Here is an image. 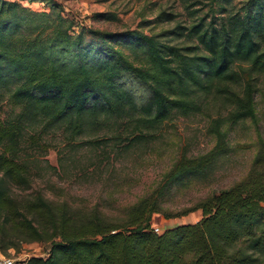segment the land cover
I'll return each mask as SVG.
<instances>
[{"label": "trees", "instance_id": "1", "mask_svg": "<svg viewBox=\"0 0 264 264\" xmlns=\"http://www.w3.org/2000/svg\"><path fill=\"white\" fill-rule=\"evenodd\" d=\"M29 1L45 2L49 10L0 0V96L21 106L19 113L0 119V252L17 254L25 244H49L45 255H31L22 264L264 260L260 132L252 167L243 178L180 211L164 206L176 190L211 179L232 150L227 124L250 120L258 127V93L264 103V0H212L217 19L198 17L162 34L138 29L102 32L98 48L85 43L76 22L55 0ZM158 18L172 20L166 12ZM115 42L130 46L139 62ZM125 74L148 85L151 94L145 103L119 86ZM211 96L229 107L226 115L209 117L213 147L197 156L182 155L158 187L116 215L98 205L80 207L68 199H52L32 187L31 160L45 150L43 133L62 128L75 140L119 125L121 132L111 137L105 132L102 139L114 144L125 140L124 146L132 148L151 142L150 131H158L174 111L199 113L203 99ZM15 187L29 192L19 195ZM197 210L202 211L197 222L154 231V214L170 218Z\"/></svg>", "mask_w": 264, "mask_h": 264}, {"label": "rangeland", "instance_id": "2", "mask_svg": "<svg viewBox=\"0 0 264 264\" xmlns=\"http://www.w3.org/2000/svg\"><path fill=\"white\" fill-rule=\"evenodd\" d=\"M19 1L36 11L49 10L45 2ZM55 1L60 4L63 14L76 22L75 30L84 34L85 43L97 48L102 43V32L138 29L146 34H162L178 24L188 26L198 17L210 15L207 17L209 21L213 15H219L212 0ZM161 12L170 14L172 20L161 22L158 18ZM109 14L116 18L107 20ZM172 37L176 42L180 41V37ZM113 45L121 47L132 60L139 62L127 44L115 42ZM119 86L131 92L139 103H145L151 94L147 84L130 75L125 74ZM255 99L258 127L250 120L227 124L232 147L229 155L222 159L210 180L173 192L164 204L166 209L176 212L189 207L210 193L229 188L249 172L258 148V133L264 137V103L259 93ZM20 108L9 96H0L1 120L19 113ZM228 108L221 98L205 97L199 113L174 111L158 131H150L154 135L151 142L132 148L124 146L128 143L125 140L118 139L114 144L110 138L102 139L105 132L109 133L108 137L121 132L123 128L119 125L114 130L90 132L75 140L70 138L69 131L53 128L40 138L45 150L38 153V159L31 160L34 161L32 187L42 190L49 198L68 199L80 207L98 205L107 214L116 215L158 187L164 174L182 155L197 156L209 151L214 145L208 128L209 117L219 113L226 115ZM91 139L98 141L90 142ZM14 189L19 195L29 192L18 187ZM201 217V210L170 218L157 213L153 215L152 226L164 231L180 224L197 222ZM48 250L49 244L35 242L25 244L17 254L11 251L4 255L25 259L31 255H45ZM257 264H264V260Z\"/></svg>", "mask_w": 264, "mask_h": 264}, {"label": "built area", "instance_id": "3", "mask_svg": "<svg viewBox=\"0 0 264 264\" xmlns=\"http://www.w3.org/2000/svg\"><path fill=\"white\" fill-rule=\"evenodd\" d=\"M154 231L157 233H161V229L157 226H153ZM24 259L18 258V257H11V256H6L4 254H0V264H22V261Z\"/></svg>", "mask_w": 264, "mask_h": 264}]
</instances>
